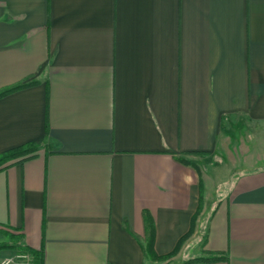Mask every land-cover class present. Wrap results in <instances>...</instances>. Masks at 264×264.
Wrapping results in <instances>:
<instances>
[{
  "label": "crops",
  "instance_id": "0c3cea01",
  "mask_svg": "<svg viewBox=\"0 0 264 264\" xmlns=\"http://www.w3.org/2000/svg\"><path fill=\"white\" fill-rule=\"evenodd\" d=\"M16 84L0 154L37 149L0 169V228L42 264H163L146 212L176 264H264V0H0Z\"/></svg>",
  "mask_w": 264,
  "mask_h": 264
},
{
  "label": "trees",
  "instance_id": "16d2710c",
  "mask_svg": "<svg viewBox=\"0 0 264 264\" xmlns=\"http://www.w3.org/2000/svg\"><path fill=\"white\" fill-rule=\"evenodd\" d=\"M24 85H26V84H16V85H12L9 87H4V88L0 89V97L7 94L8 92H11L15 89H18ZM36 149H37V144L34 142L25 143L24 145H20L18 147L8 149L7 151L0 154V169L7 166L8 164H10L13 160H21V159H24V158H27V157L33 155V153L35 152ZM178 159L183 163H188L182 157H178ZM199 190H200V198H199V204L197 207V211L201 206V192H202L201 184L199 186ZM194 217H195V215L192 218V222H193ZM144 224H145V232H146V242H145V245L143 247L144 253L148 257H150L151 259H154V260H165L168 257H170L171 255H173L175 252V249L173 251H171L170 253L161 254V255H159L155 252V250L153 248L154 223H153L152 217L147 212L144 213ZM20 237H21L20 233L16 234L17 242L15 244L11 245V244H7V243H0V248H6V247H11V246L16 247V248H18V251H20V252H28L31 254L32 264H42L41 254L39 252L29 248L28 246L21 244L19 242ZM184 238H185V236L182 237V239H180V242ZM226 258H227L226 255H224L222 253L205 252L204 254L188 258V259H186V260H184L178 264H191L193 262L219 261V260H225Z\"/></svg>",
  "mask_w": 264,
  "mask_h": 264
},
{
  "label": "rangeland",
  "instance_id": "374dc122",
  "mask_svg": "<svg viewBox=\"0 0 264 264\" xmlns=\"http://www.w3.org/2000/svg\"><path fill=\"white\" fill-rule=\"evenodd\" d=\"M200 210V209H198ZM16 234L14 231H10V230H7V229H4V228H0V243H7V244H15L17 242V238H16ZM0 249H14V250H18V248L16 247H6V248H0ZM20 252V251H18ZM174 255V254H173ZM173 255H171L170 257H168L167 259L165 260H162V262H164L163 264H176L174 262H172L173 260L170 259Z\"/></svg>",
  "mask_w": 264,
  "mask_h": 264
},
{
  "label": "built area",
  "instance_id": "2783aa9c",
  "mask_svg": "<svg viewBox=\"0 0 264 264\" xmlns=\"http://www.w3.org/2000/svg\"><path fill=\"white\" fill-rule=\"evenodd\" d=\"M22 260L24 261L26 264H29L30 261L32 260V256L30 253L28 252H17L15 253L12 257L10 258H5V259H2L0 261V264H9L11 263L13 260Z\"/></svg>",
  "mask_w": 264,
  "mask_h": 264
}]
</instances>
